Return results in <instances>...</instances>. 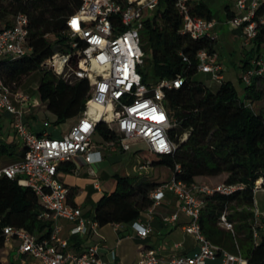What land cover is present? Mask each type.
Masks as SVG:
<instances>
[{"label":"built area","instance_id":"obj_1","mask_svg":"<svg viewBox=\"0 0 264 264\" xmlns=\"http://www.w3.org/2000/svg\"><path fill=\"white\" fill-rule=\"evenodd\" d=\"M159 1L124 0L120 3L116 0H81L77 10L67 18V50L55 52L40 67L51 70L66 82L75 78L86 79L89 92L76 122L59 138L46 132L38 135L28 130L22 120V112L13 104L14 99L24 101L25 97L19 93L12 94L0 76V115H11L14 137L24 149L22 157L0 166V177L16 179L18 185L30 188L42 207L39 217L71 221L74 223L71 233L85 232L87 224L80 209L67 202L68 189L58 179V165L71 161L77 154L88 163L100 159L91 140L97 123H104L115 135L104 142L105 148L129 151L133 142L140 141L148 151L156 154H169L175 149L168 134L175 123L171 122L164 106V90L179 88L183 78L143 81L141 72L146 55L141 47L140 32L143 21L152 18ZM191 1L174 0L182 16L181 32L192 38L215 39L212 34L214 20L191 14ZM234 8L236 14L228 22L240 29L245 42L253 40L257 28L264 27V0H234ZM27 24V17L18 13L13 16L10 26L0 30V63L30 52ZM71 61L76 66L73 67ZM195 61L196 71L210 73L219 82L223 80L225 68L216 51L202 49L197 52ZM259 75H264V50L252 59L248 68L241 71L240 79L243 84H249L252 77ZM183 135L185 138L186 133ZM95 154H98L97 157ZM149 165L148 159L139 168L146 169ZM238 189L242 186L218 184L207 187L171 176L149 192L151 205L143 212L150 215L152 208L171 194L178 209L187 217L184 232L192 235L197 242L195 252L172 255L165 264H249L239 252H230L212 243L201 232L199 224L206 195L214 192L229 194ZM254 216L256 218L258 213L255 212ZM161 220L164 224H172L176 222L177 215H165ZM96 224L95 221L90 222L92 227ZM130 224L140 238L151 232L149 217L144 222L137 218ZM218 225L232 231L226 209L220 213ZM58 232L59 226L53 224L49 235L39 239L23 228L11 225L3 228L5 241L15 239L18 252L42 264H102L96 246H89L81 252L67 250L66 242ZM252 238L257 244L259 239L255 231ZM160 262L155 249L147 248L140 260L133 264Z\"/></svg>","mask_w":264,"mask_h":264},{"label":"trees","instance_id":"obj_2","mask_svg":"<svg viewBox=\"0 0 264 264\" xmlns=\"http://www.w3.org/2000/svg\"><path fill=\"white\" fill-rule=\"evenodd\" d=\"M80 3L81 0H0V30L10 26L14 15L24 14L28 19L27 43L31 48L20 58L2 61L0 76L12 91L25 77L40 70L42 76L36 88L38 98L54 116L55 125L82 112L89 85L84 78L66 82L51 70L41 68L40 64L55 52L67 50L66 20ZM158 7L152 18L143 21L141 47L145 55L149 52L144 64L150 69V80L183 78L179 88L164 90V106L171 122L175 123L168 131L175 149L169 154L140 150L137 154L149 159L151 166L167 167L172 177L186 183L207 187L241 185L242 189L229 194L214 192L204 197L200 229L212 243L230 252H239L249 264H264V234L254 244L248 223L252 216L249 210L254 205L255 181L260 179L261 188H264V75L254 76L249 84H243V99L238 97L230 81L221 80L219 87L211 90L191 80L197 72V52L202 49L215 51L216 40L192 38L182 33V16L174 0H160ZM189 9L191 14L212 19V9L203 1L192 0ZM225 11L226 18L230 19L233 13L229 5H225ZM252 41L255 52L264 48V27L257 28ZM250 58L243 62L242 70L249 67ZM71 64L76 66L74 61ZM141 72L142 80L147 81L148 73ZM254 103H260L257 110L252 107ZM184 133L186 137L181 139ZM95 136L102 142L115 137L104 123L96 124ZM23 153V148L16 151L14 145L0 141V157L19 159ZM68 163L61 162L58 169L61 164ZM221 175L222 182H211ZM114 177L115 188L103 194L94 208L93 220L99 226L131 223L139 218L151 205L149 192L158 185L143 178ZM232 205L244 209L235 220L228 216L229 222H234L229 231L218 225V217ZM41 211L39 199L30 188L18 185L16 179L1 176L0 251L5 242L3 228L8 225L23 228L39 239L48 236L52 222L40 218ZM0 264L3 263L0 261Z\"/></svg>","mask_w":264,"mask_h":264},{"label":"crops","instance_id":"obj_3","mask_svg":"<svg viewBox=\"0 0 264 264\" xmlns=\"http://www.w3.org/2000/svg\"><path fill=\"white\" fill-rule=\"evenodd\" d=\"M200 1H203L211 9L214 7L216 11V14L212 15V20L215 22L212 34L216 43L220 45L221 42L225 47V50L218 51L215 46V51L225 68L223 80L225 71L229 70L228 64H230L237 71L238 79L242 83L240 79L241 65L246 59L251 57L249 59L250 64L252 59L256 58L264 48L255 52L253 41L245 42L240 29L228 22L225 11V5H229L228 2L225 1L220 6L214 0ZM230 11L233 15L236 14V10L232 6H230ZM238 38L242 39L244 45H251V49L245 50L244 46L241 47L242 56L239 57L237 62H234L232 55L236 53ZM228 41H230V44H228ZM5 116V114H1L0 121ZM74 118L77 120V116ZM66 131H59V136L61 137ZM33 133L37 134L40 132ZM48 134L54 137L53 133ZM0 137L2 142L4 136L0 134ZM91 140L96 146L94 150L99 152V160L88 163L82 155L77 154L68 164H61L60 169H58V179L68 189L67 202L80 209L81 216L87 224L85 232L71 233V229L74 226L73 222L63 218L50 220L52 226L53 224L59 226L58 235L65 240V248L74 252H81L89 246H96L102 264H133L140 260L143 250L147 248L155 249L157 256L161 259L160 264H165L166 260L172 255H190L195 252L197 246L194 237L183 230L187 217L178 209L177 202L171 194H167L159 205L154 206L150 215L146 212H141L139 221L144 222L149 217L151 225V232L144 238L135 235L130 223H108L103 226L96 224L94 227L90 225V222L94 221L93 213L97 201L103 194H108L115 188L114 175L143 178L158 184L171 178V172L167 167L170 174L167 178L161 180L154 178L155 167L151 166V164L146 169H140L139 165L145 163L146 160L137 154L139 149L135 150L134 153L138 162L129 169L125 164L120 163L122 156L128 151H122L118 148H105L103 146L105 141L102 142L95 134ZM14 146L18 150L22 148L18 141ZM97 155L95 154V157ZM14 160H17V158H11V161ZM253 200L255 202L254 197ZM174 213L177 215L176 222L172 224H164L162 222L161 218L163 216ZM177 244L179 246H176ZM0 253V261L3 264L9 262L13 264H42L39 260L18 252V242L15 239L6 240Z\"/></svg>","mask_w":264,"mask_h":264},{"label":"rangeland","instance_id":"obj_4","mask_svg":"<svg viewBox=\"0 0 264 264\" xmlns=\"http://www.w3.org/2000/svg\"><path fill=\"white\" fill-rule=\"evenodd\" d=\"M217 5L222 6V4L226 1L228 4L232 7H234V0H214ZM209 2V1H208ZM210 4V2H209ZM159 9V7L157 8ZM156 9V10H157ZM155 10V11H156ZM152 12V13H155ZM216 14V11L214 10V7H212V15L214 16ZM11 18L8 19L10 21ZM11 22V21H10ZM3 24V23H2ZM230 39V38H229ZM228 44H230V41H228ZM216 49L219 50H225L224 44L220 42L216 43ZM245 48V50H250L251 45H244L241 38H238V44L236 45V53H233L232 60L234 62H237L239 60V57L242 55L241 47ZM149 56V52L146 53V57ZM229 70L227 72L225 71L224 75V81H230L232 85L235 87L237 91V95L240 99H243V84L240 83V80L238 79L237 71L228 64ZM47 69V68H44ZM149 67L146 65V63L142 66V71L145 73H148V80L151 77ZM42 76V72L40 70L28 75L23 79L21 84L18 87L12 88V94L19 93L22 96L25 97L24 101H19L12 98L13 104L15 105L16 109L20 112H22V120L25 124V126L28 128V130L32 132H48L53 133V136L55 138H59V131L61 130H68L70 126L74 123L76 118H71L66 120L63 123L60 124H54V117L53 115L46 109L45 105L42 104L38 98L37 94V86L40 82ZM191 80L195 82H200L210 88L211 90H216L219 87L220 82L215 80L210 73H203L200 71L195 72L191 76ZM13 97V95L11 96ZM260 106V103H254L252 105L254 110H257ZM6 116L4 119L0 121V134L4 136V139L2 142L9 144V145H16L17 139L14 137L13 130H12V118L11 115L4 113ZM181 139L184 138V135H181ZM135 143L132 145L130 151L126 152L125 155L121 158V164H125L129 169H131L137 162V158L135 157V150L139 149L140 151L147 152L148 149L146 145H144L140 141H135ZM132 143V144H133ZM15 150L17 151L18 148L15 147ZM11 161V158L7 156L0 157V166L7 164ZM169 170L164 166H155L154 170V178H157V180H161L164 178H167L169 176ZM223 176H218L212 179L211 182L213 183H219L222 182ZM256 189L254 190L253 197L255 199L253 207L249 210L252 214V216L248 219V223L251 225V233L253 231L256 232L257 238L259 239L261 234H264V188H261V183L258 184L257 180L255 181ZM244 208L236 205H232L227 209L228 216L231 215L233 219L235 220L238 213L242 211ZM258 213V216L255 218L254 214ZM256 219V220H255ZM231 226H233L234 222H230ZM234 229V228H233ZM235 232V229H234ZM195 241V240H194ZM195 244L197 246V242L195 241ZM208 263H210L208 261Z\"/></svg>","mask_w":264,"mask_h":264},{"label":"bare ground","instance_id":"obj_5","mask_svg":"<svg viewBox=\"0 0 264 264\" xmlns=\"http://www.w3.org/2000/svg\"><path fill=\"white\" fill-rule=\"evenodd\" d=\"M257 183L260 184L261 183V180L260 179H257Z\"/></svg>","mask_w":264,"mask_h":264}]
</instances>
